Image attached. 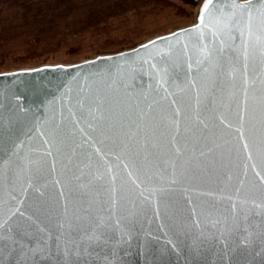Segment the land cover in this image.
I'll return each mask as SVG.
<instances>
[{
  "label": "water",
  "instance_id": "1",
  "mask_svg": "<svg viewBox=\"0 0 264 264\" xmlns=\"http://www.w3.org/2000/svg\"><path fill=\"white\" fill-rule=\"evenodd\" d=\"M207 2L133 47L0 72V239L20 242L0 264H264V10Z\"/></svg>",
  "mask_w": 264,
  "mask_h": 264
},
{
  "label": "rangeland",
  "instance_id": "2",
  "mask_svg": "<svg viewBox=\"0 0 264 264\" xmlns=\"http://www.w3.org/2000/svg\"><path fill=\"white\" fill-rule=\"evenodd\" d=\"M199 1L189 5L183 0H94L93 6L45 26L43 33L40 26L26 28L14 0H0V72L75 63L133 47L192 24ZM36 30L41 32L39 39L34 38ZM59 39L61 43L54 44Z\"/></svg>",
  "mask_w": 264,
  "mask_h": 264
},
{
  "label": "trees",
  "instance_id": "3",
  "mask_svg": "<svg viewBox=\"0 0 264 264\" xmlns=\"http://www.w3.org/2000/svg\"><path fill=\"white\" fill-rule=\"evenodd\" d=\"M93 1L94 0H14L15 4L13 7L20 9V14L24 21H26V28L34 29L40 26L39 30L43 32L44 30L42 28L45 26L56 24L69 15L81 11V9L93 6ZM183 1L189 5L197 4V0ZM39 30L34 32L35 39H39L41 36ZM52 43L53 42L50 41L47 45H52ZM60 43L61 39L54 44L57 45Z\"/></svg>",
  "mask_w": 264,
  "mask_h": 264
},
{
  "label": "snow or ice",
  "instance_id": "4",
  "mask_svg": "<svg viewBox=\"0 0 264 264\" xmlns=\"http://www.w3.org/2000/svg\"><path fill=\"white\" fill-rule=\"evenodd\" d=\"M259 3H260V8L262 10H264V0H259ZM208 7H209V4H208L207 0H205L203 8L207 9ZM240 7L242 9L243 8H247L248 9V11H247V22H251V20L253 19L252 8L254 7V5H252V4L243 5L242 4V5H240ZM200 20H201V23H203V20H204L203 10L201 11V14H200ZM258 22L261 24V26H264V16L260 17L258 19ZM178 31H183V30H178ZM170 35H172V34H170ZM240 35H241V39L243 40L244 35H245V32H244L243 28H241ZM156 39L159 40V39H162V38H156ZM148 43L150 44L151 42H148ZM260 110H261V117H262V119H264V104L261 105V109ZM145 179L147 180L148 183H152V178L151 177H147L146 176ZM153 191L155 193V189ZM151 198H154V197H151ZM17 207H19V205H17ZM8 215L11 216L12 212L9 211ZM63 243L65 244L66 248L67 247H72L74 245V242H72L70 240V238L69 239H65ZM19 245H20V242H19L18 238H15V237H12V236L0 239V255H3L4 252H7V253L11 254L12 250L15 249L16 247H18Z\"/></svg>",
  "mask_w": 264,
  "mask_h": 264
},
{
  "label": "bare ground",
  "instance_id": "5",
  "mask_svg": "<svg viewBox=\"0 0 264 264\" xmlns=\"http://www.w3.org/2000/svg\"><path fill=\"white\" fill-rule=\"evenodd\" d=\"M201 1H202V0H200V2H201ZM198 10H199V9H197L196 18H197Z\"/></svg>",
  "mask_w": 264,
  "mask_h": 264
}]
</instances>
